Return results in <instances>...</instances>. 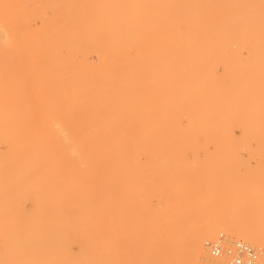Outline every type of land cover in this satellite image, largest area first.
Listing matches in <instances>:
<instances>
[{"label": "rangeland", "instance_id": "obj_1", "mask_svg": "<svg viewBox=\"0 0 264 264\" xmlns=\"http://www.w3.org/2000/svg\"><path fill=\"white\" fill-rule=\"evenodd\" d=\"M223 217L261 241L194 264L264 254V0H0V264H174Z\"/></svg>", "mask_w": 264, "mask_h": 264}, {"label": "bare ground", "instance_id": "obj_2", "mask_svg": "<svg viewBox=\"0 0 264 264\" xmlns=\"http://www.w3.org/2000/svg\"><path fill=\"white\" fill-rule=\"evenodd\" d=\"M84 157H86L87 158V156H84ZM84 159V158H83ZM91 160V159H90ZM72 167H74V166H72ZM95 168V167H94ZM97 168V167H96ZM96 168L94 169L95 170V172H97V170H96ZM80 169V168H79ZM72 170V169H71ZM73 170H74V168H73ZM92 170V169H91ZM101 170V169H100ZM114 171V169H110V172L111 171ZM76 171H78L77 169H76ZM82 171H83V169H82ZM85 171V170H84ZM106 171V170H105ZM105 171H103V172H105ZM108 171V170H107ZM112 171V172H113ZM90 172H92V171H90ZM102 172V171H101ZM111 172V173H112ZM79 173V172H78ZM99 173V172H98ZM110 173V174H111ZM87 174H89V173H87ZM97 174V173H96ZM109 175V174H108ZM68 176V175H67ZM88 176V175H87ZM106 176V175H105ZM68 178V177H67ZM76 178H77V176H76ZM106 177H104V179H105ZM69 179V178H68ZM85 179V178H84ZM86 179H87V177H86ZM104 180L103 178H100L99 180ZM107 181L106 180H104L107 184H109V186L111 187V185H113L112 184V182L114 183V181L113 180H115V177H113V176H107ZM72 181H75V179L74 180H72ZM67 182H69L68 180H67ZM100 182H102V181H100ZM73 183V182H72ZM77 183H80V185H81V187L82 188H84L83 186H82V183L81 182H77ZM98 183V182H97ZM97 183H95V185L97 184ZM85 183H83V185H84ZM88 184V183H87ZM70 186V183H67V186ZM79 185V184H78ZM78 185H76L75 186V184H73V186L74 187H76V189L78 188ZM90 185V184H89ZM88 185V186H89ZM94 185V186H95ZM103 185H104V183H103ZM118 185V184H117ZM68 186V187H69ZM71 186H72V184H71ZM72 186V187H73ZM105 186V185H104ZM116 186V185H115ZM72 187H70V189L72 188ZM74 187H73V189H74ZM80 187V188H81ZM96 187V186H95ZM94 187V188H95ZM110 187H108V188H110ZM114 187V186H113ZM112 187V188H113ZM67 188V187H66ZM80 188H78V190L80 191ZM88 188V187H87ZM93 188V189H94ZM101 188V187H100ZM108 188H106L105 187V190L107 191L108 190ZM90 189H92V186H90ZM67 190V189H66ZM82 190V189H81ZM84 190H86V188L84 189ZM102 190V189H101ZM113 190V189H112ZM69 190H67V194H66V197H67V195L69 194V192H68ZM72 191V190H71ZM70 191V192H71ZM74 191V190H73ZM77 191V190H76ZM87 191V190H86ZM86 191L84 192L83 191V194L84 195H86L87 193H86ZM97 191V190H96ZM109 191V190H108ZM75 192V191H74ZM78 192V191H77ZM92 191H90V193H91ZM111 192V191H110ZM108 193V192H107ZM115 193V192H114ZM117 193V192H116ZM116 193H115V195H116ZM76 194V193H75ZM81 194H82V192H81ZM82 194V197L84 196ZM103 194V193H102ZM106 194V193H105ZM109 194V193H108ZM72 195V194H71ZM96 195H97V193H96ZM107 195V194H106ZM105 195V196H106ZM89 196V195H88ZM88 196H86V197H88ZM109 196H110V194H109ZM117 196V195H116ZM121 196V195H120ZM73 197V196H72ZM104 197V194H103V196H102V198ZM107 197V199H109L108 198V195L106 196ZM105 197V198H106ZM112 197H113V194H112ZM115 197V196H114ZM114 197H113V199H114ZM111 198V197H110ZM117 198V197H116ZM120 198H123V197H120ZM70 199V198H69ZM72 199H74V198H72ZM83 199V198H82ZM82 199H81V201H82ZM84 199H85V197H84ZM86 199H88V198H86ZM90 199V198H89ZM84 201V200H83ZM80 202V201H79ZM72 205V204H71ZM74 205V204H73ZM79 206H81L80 204H79ZM71 207V206H70ZM70 207H69V209H70ZM73 207V206H72ZM80 208V207H79ZM74 209V208H73ZM69 211H72L71 209L69 210ZM74 211V210H73ZM77 211H79V212H81V208H80V210L78 209ZM79 212H76V213H79ZM71 213V212H70ZM77 223V225H79V221H77L76 222ZM76 223H75V225H76ZM230 222H227L226 221V219L223 217V218H214L211 222H207L203 227H201L200 228V230H198L197 228H196V232H194V233H189V234H191L189 237L187 236L186 238H189L188 239V241H187V239L185 238V240H186V243H187V245L186 244H184L183 242L185 241H183L182 242V245H181V248H176V249H174L173 251L174 252H172V254L173 255H175L176 256V254H178L179 252H180V250L182 249V250H184L183 251V253H179L178 255L179 256H177V258H179V259H177V261L175 262L176 264H194L195 263V261H196V259H197V257L199 256V254H201L200 252H201V249H202V247H203V239H204V237H206V236H208V235H210V234H213L216 230H218V229H223V230H227V231H233V232H237V233H239L241 236H243V237H246V238H248V239H251V240H253V241H256V242H259V241H261V238H260V236H259V233L257 234L256 232H259V231H250L249 229H247L245 226H235V225H233V224H229ZM73 224V223H72ZM72 224L70 225V228H71V230H72ZM74 225V224H73ZM81 226V225H80ZM76 227V226H75ZM77 227H79V226H77ZM68 228H69V226H68ZM74 228V227H73ZM80 228V227H79ZM77 229V228H76ZM80 230V229H79ZM68 232H70V230L68 229ZM72 232V231H71ZM71 234V233H70ZM261 235V234H260ZM74 244V243H73ZM183 244H184V247L185 246H187L186 248H184L183 247ZM73 246V245H72ZM184 249H183V248ZM73 249V247L71 248V250ZM78 249V248H77ZM76 249V250H77ZM80 250H81V248H79ZM186 249V250H185ZM172 250V249H171ZM176 250L177 251H179L178 253L176 252ZM182 250H181V252H182ZM73 251H74V249H73ZM82 252V251H81ZM80 252V253H81ZM78 255H79V253H77ZM77 254H75L74 256H77ZM165 254V253H164ZM82 255V253L79 255L80 257H82L81 256ZM166 255V254H165ZM73 256V259L72 260H75L76 258ZM78 257V256H77ZM80 259V258H79ZM76 262L75 263H79V262H82L81 260L79 261V262H77V260H75ZM74 263V264H75ZM174 263V264H175ZM73 264V263H72ZM79 264H81V263H79ZM154 264V263H153ZM199 264V263H198Z\"/></svg>", "mask_w": 264, "mask_h": 264}, {"label": "built area", "instance_id": "obj_3", "mask_svg": "<svg viewBox=\"0 0 264 264\" xmlns=\"http://www.w3.org/2000/svg\"><path fill=\"white\" fill-rule=\"evenodd\" d=\"M210 264H258L264 255L257 247L242 239H231L224 233L204 242Z\"/></svg>", "mask_w": 264, "mask_h": 264}]
</instances>
